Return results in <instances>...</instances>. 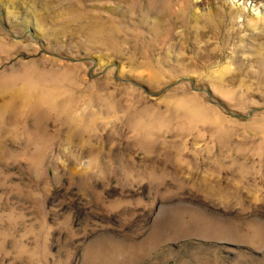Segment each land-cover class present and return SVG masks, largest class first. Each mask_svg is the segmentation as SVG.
Wrapping results in <instances>:
<instances>
[{
    "label": "rangeland",
    "instance_id": "374dc122",
    "mask_svg": "<svg viewBox=\"0 0 264 264\" xmlns=\"http://www.w3.org/2000/svg\"><path fill=\"white\" fill-rule=\"evenodd\" d=\"M240 1L0 0V264H264Z\"/></svg>",
    "mask_w": 264,
    "mask_h": 264
},
{
    "label": "bare ground",
    "instance_id": "6f19581e",
    "mask_svg": "<svg viewBox=\"0 0 264 264\" xmlns=\"http://www.w3.org/2000/svg\"><path fill=\"white\" fill-rule=\"evenodd\" d=\"M232 3H236V5L238 6L239 9H244L245 8V5L243 3V1H240V0H231ZM257 15H259V12H255Z\"/></svg>",
    "mask_w": 264,
    "mask_h": 264
}]
</instances>
